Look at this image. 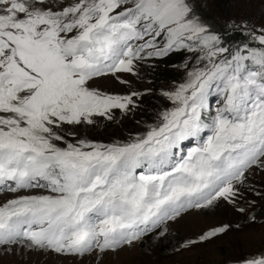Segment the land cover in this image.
Masks as SVG:
<instances>
[{"label": "snow or ice", "instance_id": "6c2138e0", "mask_svg": "<svg viewBox=\"0 0 264 264\" xmlns=\"http://www.w3.org/2000/svg\"><path fill=\"white\" fill-rule=\"evenodd\" d=\"M242 30L246 42L227 47L194 0H0V192L12 194L0 202V254L102 258L165 237L190 210L244 213L246 193L264 197L253 183L264 174V26ZM175 52L193 60L162 92L171 107L155 125L123 142L77 138L140 98L98 80L129 84L125 74ZM244 264H264V250Z\"/></svg>", "mask_w": 264, "mask_h": 264}, {"label": "rangeland", "instance_id": "374dc122", "mask_svg": "<svg viewBox=\"0 0 264 264\" xmlns=\"http://www.w3.org/2000/svg\"><path fill=\"white\" fill-rule=\"evenodd\" d=\"M199 12L205 16L208 23L214 25L217 32H243L245 25L259 28L264 26V0H197ZM178 53V52H175ZM181 56L173 59V54L164 61H171L169 75L161 82L158 69L164 68L156 61H149L139 69V76L125 74L124 79L129 84H121L114 78H101L93 87L108 93L127 95L132 91L140 94L136 99V107L127 114L115 111L111 121L97 117L98 123L76 129L77 138H84L102 143L128 141L137 134H143L148 126L155 125L158 113L171 107L162 92L175 88L185 78L184 65L193 60V54L179 52ZM163 62V61H160ZM213 107L216 98H212ZM195 144L190 141L183 148L186 152ZM253 183L257 191L264 193V174H258ZM12 194H1L0 199L6 201ZM238 207L245 209L244 213L237 211L232 205L221 204L219 207L198 212L190 210L183 214L177 222H169L165 237L152 236L137 242L134 246L125 247L117 253L108 252L102 258L96 253L78 257H61L44 252H26L20 249L16 254H0V264H244L245 258L264 250V197L255 193H246L245 200ZM255 217L253 221L250 219ZM229 225L230 230L210 242L197 244L187 250L181 245L189 240L197 239L207 230ZM241 261V262H240Z\"/></svg>", "mask_w": 264, "mask_h": 264}, {"label": "trees", "instance_id": "16d2710c", "mask_svg": "<svg viewBox=\"0 0 264 264\" xmlns=\"http://www.w3.org/2000/svg\"><path fill=\"white\" fill-rule=\"evenodd\" d=\"M194 4L195 6H197V10H198V1L197 0H194ZM199 11V10H198ZM212 28H214L215 26L214 25H211ZM219 33H221L226 41V46L231 48V49H235L241 45H243L246 40V34L243 33V32H229L228 30H220L218 31ZM179 56H181V53H174L173 54V59H176L178 58ZM172 59L170 60H167V61H163V62H158L161 67H163L164 69L161 70V69H158L157 72H155V74H158V76L160 77V81L161 82H167L166 79H164L165 76L169 75L168 72H167V69H170L171 68V61ZM241 261H244V260H241ZM240 261V262H241Z\"/></svg>", "mask_w": 264, "mask_h": 264}, {"label": "bare ground", "instance_id": "6f19581e", "mask_svg": "<svg viewBox=\"0 0 264 264\" xmlns=\"http://www.w3.org/2000/svg\"><path fill=\"white\" fill-rule=\"evenodd\" d=\"M8 193V192H6ZM5 194V193H4ZM1 195V194H0ZM3 199H0V202H2ZM23 251H25L23 248H21ZM27 252H33V251H27Z\"/></svg>", "mask_w": 264, "mask_h": 264}]
</instances>
